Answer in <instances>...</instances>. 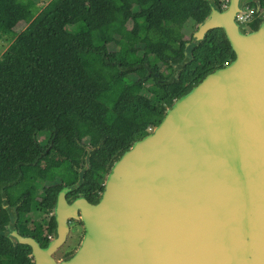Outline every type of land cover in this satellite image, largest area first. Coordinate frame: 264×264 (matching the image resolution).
<instances>
[{"label": "trees", "instance_id": "1", "mask_svg": "<svg viewBox=\"0 0 264 264\" xmlns=\"http://www.w3.org/2000/svg\"><path fill=\"white\" fill-rule=\"evenodd\" d=\"M215 5L224 9L222 0H0V39L11 42L0 57V264H35L12 227H31L22 234L46 247L55 215L33 214L52 213L74 183L84 194L68 199L96 202L124 151L236 57L223 28L193 37ZM246 6L254 17L242 28L251 31L264 0Z\"/></svg>", "mask_w": 264, "mask_h": 264}, {"label": "water", "instance_id": "2", "mask_svg": "<svg viewBox=\"0 0 264 264\" xmlns=\"http://www.w3.org/2000/svg\"><path fill=\"white\" fill-rule=\"evenodd\" d=\"M248 1L215 5L198 24L195 40L223 28L236 57L124 151L96 202L70 203L78 183L65 186L46 247L10 231L32 247L35 264H264V20L243 30L236 17ZM72 218L84 222V236L70 258H58Z\"/></svg>", "mask_w": 264, "mask_h": 264}, {"label": "flooded vegetation", "instance_id": "3", "mask_svg": "<svg viewBox=\"0 0 264 264\" xmlns=\"http://www.w3.org/2000/svg\"><path fill=\"white\" fill-rule=\"evenodd\" d=\"M43 139H46V138H43ZM48 148H50V146ZM59 193L60 192H58L57 194H59ZM67 194H84V193L72 190V191H69ZM79 197H82V196L79 195V196H76L74 198H71V199L67 198V199L71 203ZM78 213H80V210L78 211ZM39 215H41V216L37 217V218H41L43 221H45L46 219H49L53 215V212L52 213H46V212L42 211L39 213ZM23 229H25V228H23ZM30 229H31V227H30ZM11 230H15V229L12 227ZM31 231H32V229H31ZM84 233H85L84 222L80 218H72L70 220L69 232H68V237L66 239V242L61 247V249L58 251V253L60 251L62 252L61 258L68 259L75 253L76 249L79 247V245L81 243V240L84 236Z\"/></svg>", "mask_w": 264, "mask_h": 264}, {"label": "rangeland", "instance_id": "4", "mask_svg": "<svg viewBox=\"0 0 264 264\" xmlns=\"http://www.w3.org/2000/svg\"><path fill=\"white\" fill-rule=\"evenodd\" d=\"M223 1V0H222ZM193 26H194V23L192 21H190L187 26H186V32H187V35L190 36L192 34V31H193ZM242 27H244V25H242ZM194 36V35H193ZM11 42L6 40V38H2L0 39V57L1 55L7 50V48L10 46ZM153 127H150L149 130L151 131ZM149 131V132H150ZM46 135H41V139H43ZM84 139L90 143L92 141H95V140H98L99 139V132L96 130V131H93L91 132L90 134H87V135H84ZM72 152L74 154L77 153V151L75 150V147L74 146H71L70 147ZM105 182V181H104ZM41 215H39V213H34L33 214V217L37 219V217H40ZM31 232V229L30 228H25L21 231V233H25V234H29ZM61 249V248H60ZM59 249V250H60ZM61 254L62 252L60 251L58 253V251L56 252V256L58 258H61Z\"/></svg>", "mask_w": 264, "mask_h": 264}, {"label": "built area", "instance_id": "5", "mask_svg": "<svg viewBox=\"0 0 264 264\" xmlns=\"http://www.w3.org/2000/svg\"><path fill=\"white\" fill-rule=\"evenodd\" d=\"M229 4V0H223V8H226ZM254 17V8L249 6H244L243 10L237 15L236 19L241 24H247L253 20ZM50 239L53 238L52 235L48 236Z\"/></svg>", "mask_w": 264, "mask_h": 264}]
</instances>
